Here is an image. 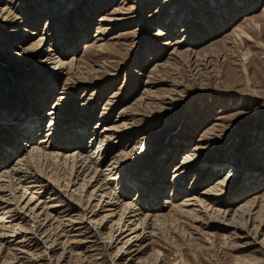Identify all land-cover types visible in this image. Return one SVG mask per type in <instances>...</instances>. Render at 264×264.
Here are the masks:
<instances>
[{"label":"rangeland","instance_id":"obj_1","mask_svg":"<svg viewBox=\"0 0 264 264\" xmlns=\"http://www.w3.org/2000/svg\"><path fill=\"white\" fill-rule=\"evenodd\" d=\"M30 112L34 143L62 157L105 156L91 129L123 123L102 148L135 161L106 184V220L80 184L40 189L56 226L0 220V264H264V0H0V142ZM228 175L219 205L187 201ZM238 209L251 213L233 222Z\"/></svg>","mask_w":264,"mask_h":264},{"label":"bare ground","instance_id":"obj_2","mask_svg":"<svg viewBox=\"0 0 264 264\" xmlns=\"http://www.w3.org/2000/svg\"><path fill=\"white\" fill-rule=\"evenodd\" d=\"M232 34L234 35V37L237 34L236 36L237 39H240L239 37L242 38L246 36V34L239 28H235ZM54 55L55 54L52 53V50L50 49L47 50L44 54L43 61L44 62L49 61V63L53 64L52 65L54 67L53 70H59V69L66 68L67 72L71 71V69L74 67L73 61L72 62L62 61V63H59L58 60L54 61L53 59ZM16 114H17L16 109L14 110L12 109L11 111H8V113L6 114L8 116L5 115L6 116L5 120L9 119L8 120L9 121L8 123H10L9 125H11ZM46 115L49 117V115L51 114L49 113ZM19 118H20V121L23 120V122L17 123V127L20 130L25 128L23 133L19 132L18 129L13 128L14 136L11 138V141L4 142V143L0 142V145H1L0 147V159H1L0 160V167H1V171H0V212H1V216H3L2 218H0V220L2 221V219L3 220L8 219V222L10 221L9 222L10 224L17 222V221H19V223H21L22 221H28L30 223H33L32 225L42 224L43 226L45 225H49L51 227L54 225L56 226L57 220L52 219V216H51V214H54L56 212L55 207H50L49 205L47 206L45 202L39 201L40 194L43 193L44 191L40 189L46 190V188L50 186L49 185L50 183H75V186L77 184H80L82 187L86 188L87 191L90 190V192H88L89 197L87 198H88V202H92V203L95 202L94 204H96L95 206L96 210L94 212L104 213L105 216L103 218L105 220L108 218H112L113 214L115 213L114 205H111L110 202H105L106 200H104V198L107 195V193L105 192L106 187H107L106 184L116 183L121 178H123V176L127 174L126 171L129 172L128 168L132 167L133 165L132 162L135 160L130 159L128 160V163L126 164L127 159H128L126 157L125 159H122V157L113 155L109 158L108 155H109L110 148L106 147L107 145L103 148L102 146H103V143H105L108 140L110 141L111 138L115 140L119 138L120 140L122 137L118 136L117 134L120 133V130L123 127H126V125L123 123L121 124L117 122V124H115L114 126H111V128H105L100 131L96 129H91L94 132L93 136L95 137V135H97L98 140H100L99 142L95 144L96 145L95 153H92V155L94 154L98 155V153L101 150H103L105 153V156L102 155V157L100 158H97L98 156H96L97 159L95 160L92 157L85 158V159L84 158L82 159V157L78 158L76 157L75 153H74L75 155H71L68 157L65 155L66 157L65 156L62 157L61 154H57L55 153V151H53L54 146L51 144V142H47L48 140L47 141L42 140L41 144L40 143L36 144L37 141H35L34 143L33 135H34V132L39 129L40 121L38 120L37 116L31 114V112L28 113V115L23 114ZM23 137L29 139L30 141L28 142L29 144L28 143L23 144L24 148H26L23 150V154L17 157L13 164L8 165L9 157L13 156L14 154L19 153L17 149V145L15 144V141ZM10 143L15 144L16 148H13V146L10 147L11 146ZM47 146H49L48 149L46 148ZM79 155L80 154H78V156ZM195 159H196V156H193L192 154H187L184 157L181 164L176 166L175 171L177 173L175 177H178V178L182 177V175L188 169L191 168ZM62 170H64L66 173L65 174L63 173L61 175L59 172ZM230 175L225 176L221 180L215 181L217 184L213 186V188L209 189L210 191L213 189V192H210V193L206 192V193L200 194V195H203L201 196L200 199H196L195 197H191L190 199L188 198L189 200L187 201L198 203L200 208L204 210L211 207L212 204H214V206H217V204L219 205L221 203L220 200L222 196L224 195L223 186L229 179ZM258 180H255L252 178L251 182L253 183V186L258 185V182H259ZM23 183H27L30 187H27V188L23 187L22 186ZM33 183H39L40 185L38 187L37 186L34 187ZM153 183H158V182L154 181ZM21 187L24 188V190L21 191L22 189ZM36 188H39V189H36ZM27 195H31V197L28 198ZM108 195H111V194H108ZM51 196H53L51 201L58 199V197L55 194H51ZM8 197H11V200L6 199ZM205 202L207 203L204 204ZM189 205H192V204L182 203V207L189 206ZM255 205L256 203L252 201L250 202L249 207L253 208ZM250 213H251L250 211L245 212L243 209H238L233 212V215L231 217L232 221L234 220L235 217H236L235 219H243V216L249 217ZM222 214L224 217L226 216L225 212L219 213L218 215H222ZM4 216H7V217H4ZM42 217H44L45 219L41 220ZM134 218H135L134 216H126L122 222L123 224L125 223L124 229H126V231L129 232V235H133V236L136 234L135 232L136 228H134V225L136 226L137 225L136 223H138V221ZM232 221H231V224H232ZM134 238H137V236H135Z\"/></svg>","mask_w":264,"mask_h":264}]
</instances>
